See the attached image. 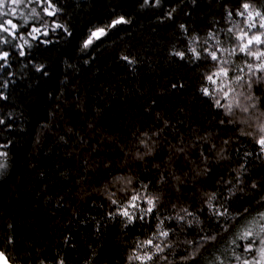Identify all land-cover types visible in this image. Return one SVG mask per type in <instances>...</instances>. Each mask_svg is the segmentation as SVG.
I'll list each match as a JSON object with an SVG mask.
<instances>
[{
  "label": "trees",
  "instance_id": "trees-1",
  "mask_svg": "<svg viewBox=\"0 0 264 264\" xmlns=\"http://www.w3.org/2000/svg\"><path fill=\"white\" fill-rule=\"evenodd\" d=\"M246 3L264 6L45 0L56 26L0 33L11 264H261L264 143L217 105L213 61L192 47Z\"/></svg>",
  "mask_w": 264,
  "mask_h": 264
},
{
  "label": "rangeland",
  "instance_id": "rangeland-1",
  "mask_svg": "<svg viewBox=\"0 0 264 264\" xmlns=\"http://www.w3.org/2000/svg\"><path fill=\"white\" fill-rule=\"evenodd\" d=\"M44 4L45 0H0V33L16 37L22 27L31 24L29 36L37 39L43 29L56 26L48 20L53 11L49 5L44 8ZM228 19L224 30L210 34L201 43L196 40L193 52L213 61L208 91L217 105L233 119L239 112L244 114L240 123H253L255 139L264 143V104H259L257 97L258 90L264 95V6L243 4ZM106 33V29L93 31L84 47L88 48ZM261 250L260 263L264 264V243ZM153 258L152 254L142 257L147 263Z\"/></svg>",
  "mask_w": 264,
  "mask_h": 264
},
{
  "label": "water",
  "instance_id": "water-1",
  "mask_svg": "<svg viewBox=\"0 0 264 264\" xmlns=\"http://www.w3.org/2000/svg\"><path fill=\"white\" fill-rule=\"evenodd\" d=\"M0 264H11L6 257L4 256V254L0 251Z\"/></svg>",
  "mask_w": 264,
  "mask_h": 264
}]
</instances>
